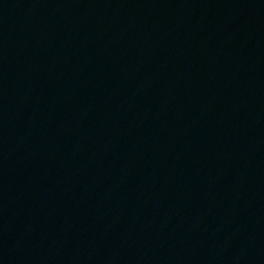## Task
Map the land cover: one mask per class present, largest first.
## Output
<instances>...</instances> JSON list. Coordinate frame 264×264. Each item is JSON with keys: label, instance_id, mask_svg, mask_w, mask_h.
I'll return each mask as SVG.
<instances>
[{"label": "water", "instance_id": "95a60500", "mask_svg": "<svg viewBox=\"0 0 264 264\" xmlns=\"http://www.w3.org/2000/svg\"><path fill=\"white\" fill-rule=\"evenodd\" d=\"M174 264H264V128Z\"/></svg>", "mask_w": 264, "mask_h": 264}]
</instances>
